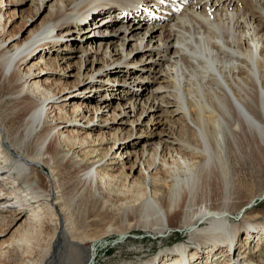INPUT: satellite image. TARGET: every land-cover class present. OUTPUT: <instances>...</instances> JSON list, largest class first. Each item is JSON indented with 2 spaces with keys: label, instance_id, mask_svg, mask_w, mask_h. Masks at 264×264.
Wrapping results in <instances>:
<instances>
[{
  "label": "bare ground",
  "instance_id": "bare-ground-1",
  "mask_svg": "<svg viewBox=\"0 0 264 264\" xmlns=\"http://www.w3.org/2000/svg\"><path fill=\"white\" fill-rule=\"evenodd\" d=\"M176 1L185 2V8L178 15L169 14L171 7L160 8L162 2ZM43 3L44 0H39V7ZM63 3L47 22L48 26L37 29L32 41L26 45L18 44L13 36L6 35L7 29L2 26L3 18H0V85L5 88L14 86V104L17 107L16 112L20 114V120L15 123L8 114L0 115V213L7 212L12 224L24 217L23 223L32 230L37 228L39 231L45 223L54 224L55 234L63 237L62 246L74 247L75 252L72 254L77 260L76 264L79 261L80 264H85L81 253L85 247L73 233L61 206V191L57 184L58 167L65 163L70 164L83 185L81 192L88 190L95 196L97 193L94 181L98 178V182L103 184L113 178L104 175L100 181L99 168L115 169L117 156H108L107 153L100 157L96 150L79 156L77 152L86 146V141L68 146L65 139L57 134V125L50 118L56 112L54 110L57 106H53L56 100L60 99L67 104L73 101V95H59L61 91L65 92L66 88H70L66 86L60 89L58 97L53 92L41 91L33 84V79L37 76L24 66L29 63L27 61L32 53L49 50L50 45L59 47L58 42L72 34L73 27H79L84 21H92L94 18L91 17L97 6L95 11L100 19L97 21L99 25L94 27H101L98 30L102 33L100 39L116 38L115 40L120 42L122 60L125 63L129 62L132 49L142 51L143 56H147L145 65L149 66L142 68L146 75L139 74L135 79L145 85L149 82L146 86H150V89H147V97L143 101L138 98L132 101L124 100L125 95L130 92L134 96H140L137 94L139 83L134 85L135 93L127 84L116 85L112 88L119 91V109L115 108L111 112L110 104L101 107L86 105L79 114L81 118H85L82 113L84 111L99 113V119L102 118L104 123L110 125L128 123L138 129L144 124L147 130L154 133V137L158 135L157 140L147 141L146 138L147 142L142 145L139 153L140 158H135L133 167L137 160L145 168L146 175L141 179L144 192L138 193L135 198L138 200L134 205H126L125 210L134 216L137 215L138 224L154 233L168 231L170 222L179 216L178 227L187 229L189 237L197 238L201 243L194 251L184 250L178 247L180 245L175 246L178 248H170L171 256L161 260L160 264H206L209 259L206 257L212 259L215 255L212 253L214 246H208L213 244L211 241L222 247L234 248L236 236L241 231H246V242L249 243L250 238L258 240L257 236L259 238L264 233V221H251L248 217L242 225L229 223V218L234 214L231 210L237 209L232 197L240 188L235 182L239 179L232 177L233 172L230 170L234 166L229 165L223 151L229 153L227 149L231 150L230 146L237 147L239 140L236 138L247 140L255 151L264 147V0H63ZM0 5L3 7V0H0ZM36 14L37 11L27 17V21L36 18ZM0 15L3 17L1 11ZM105 20L107 21L104 22ZM115 24H119L118 27L110 30V26ZM23 25L18 32L23 33L27 27L25 21ZM88 36L84 35L86 41ZM133 39L136 42L130 44L132 49L125 52L124 45ZM112 43L113 41L102 43L107 46L103 54L106 60L101 67L95 69H100L97 76L110 71L113 64L117 63L113 58L115 53L108 50ZM86 54L87 51L82 48V56L79 58L80 71L76 74L78 82L74 83L73 87L103 79L93 77L90 72L82 74L83 64L89 61ZM57 59L59 61L69 57L62 55ZM45 61V58H42L39 63ZM121 96L123 100L120 99ZM80 106L74 111L79 110ZM139 107L140 112L136 114ZM116 110L119 112L116 113ZM48 111H52L50 115ZM176 114H180L183 125L190 126L184 128L196 138L194 145L184 142L173 132L163 130L162 127L161 131L154 132L167 118ZM162 116L165 120H161ZM130 117L131 119L127 120ZM53 137L57 139L56 142H53ZM230 140H233V145ZM50 148L53 149L55 160L51 158ZM111 148H114V144L108 151ZM188 151L200 153L202 159H187L185 155ZM242 152L239 149L236 153L241 156ZM261 153L263 154L264 150ZM232 154L233 152L230 156ZM167 159L182 164L186 174L185 179H181L182 187L167 191V199L162 200L158 198L156 189L158 186L162 191L166 179L158 168L159 165L166 166ZM10 169L16 170L17 177L25 183V194H22L23 190L16 184L18 179L12 176ZM38 169L48 170L44 179L45 186L37 180V177H40ZM4 182L11 183L10 192L5 190ZM201 185L206 188L204 194L207 197H219L221 205H201L197 211L191 213V209L184 206L183 200L193 197L195 190ZM9 196L10 204L7 205L3 201ZM255 196L258 195H250L251 198ZM29 200H33L37 205L32 204L29 208L28 203L26 207ZM252 204L251 201L249 206ZM249 206L240 211L246 212V207ZM25 211L28 212L26 216ZM198 223L208 225L197 227ZM216 229L219 231L211 236ZM219 234L221 240H214ZM29 237L31 239V236ZM35 237L37 235L31 240L24 238L16 242V248L23 252L22 256L26 255L28 258L25 260L21 256L19 261L11 262L12 264H33L31 262L34 259L29 258L36 250L39 255L42 251L36 264H50L53 261V253L51 255V250L48 251L50 246L42 248V242L40 243L38 238L40 235ZM206 249V256H202ZM218 253L222 255L225 251L221 249ZM3 254L0 255L1 258ZM229 254L223 258L226 264H243L246 259L244 250ZM152 261L153 259L149 263L155 264Z\"/></svg>",
  "mask_w": 264,
  "mask_h": 264
},
{
  "label": "rangeland",
  "instance_id": "rangeland-1",
  "mask_svg": "<svg viewBox=\"0 0 264 264\" xmlns=\"http://www.w3.org/2000/svg\"><path fill=\"white\" fill-rule=\"evenodd\" d=\"M8 2L10 3L8 4ZM63 4V0H44L43 5L39 7V0H3V7L0 5V11L3 17L0 15V18H3V20H1L2 26H5L7 29L6 35L13 36L18 44H29L33 39L35 31L41 26L42 28L47 27L49 24L47 22ZM96 7L91 17L94 18L92 21H84L78 25L79 27H73V33L58 42L59 47L50 45L51 49L49 50H40L32 53L27 61L29 63L24 67L37 76L33 79V84L39 87L41 91L53 92V94L55 93L56 95L60 89L66 86L70 88H66L65 92L61 91L59 95L63 93L65 95H73V101L67 104L64 101L61 102L60 99L56 100L53 106L56 105L57 109L54 110L56 112L50 118L54 120L57 125V134L62 136V139H65L68 146L72 143L81 144V141H86V146L77 152L79 156L83 153L91 152L92 150H96V152L101 155L100 157L107 153L108 156H117L116 160L118 163L115 169L107 170L106 168H99L101 170L99 171L101 173L99 176L100 181L101 177L104 175H110L113 176V178L109 180L108 183L104 182L103 184L99 183L97 178L94 181V187L96 186L95 191L97 193L94 194L95 196L91 195L88 190L81 192L83 185L79 182V177L70 164L65 163L58 167L57 184L60 186L61 191V206L64 209L65 217H67L73 233L76 234L77 239L82 241V245L85 247V250L81 252L85 264H154L149 263L152 259V262H155V264H160L162 263L161 260L171 256L170 253L172 251L169 252V250L181 247L184 250L191 249V251H194V248L201 243L199 239L189 237V231L187 229L178 227L180 221L179 216L175 217L172 222H170L168 231L166 230L164 233H154L151 229L138 224L137 215L134 216L132 213L125 210L127 207L126 205L131 206L130 204L138 200H135L138 193L144 192L141 179L146 175L145 168L144 165L138 163L137 160L133 167L135 158H140L139 153L141 152L142 145L147 141L157 140L156 138L158 135L154 137V133L147 130L144 124L139 126L138 129L125 122V124L122 125L117 123H112V125H110L109 123H104L102 118L99 119V113L94 114L92 111H84L82 113L85 115V118H81L79 114L82 111V107L86 105L101 107L110 104L109 106L112 107L110 110L111 112L115 108L119 109L120 100L117 99L119 91L112 87L127 84L129 85L127 87L135 93L136 86L134 85L139 83V80L135 79L136 76L139 74L143 75L144 69L142 68L149 66L145 65L147 56H143L144 53L142 51H135L132 49V45L130 44L136 42L134 39L131 40L130 43L125 42L126 44L123 47L125 52L132 49L128 63L122 60L123 55L120 42L116 41V38L111 39L106 37L105 40L100 39L102 38V33L98 32V30L101 27H94L99 25L97 21L100 19L95 11ZM35 11H37V17L33 18L32 21H27V17L33 15V13L35 14ZM24 21L27 27L24 29L23 33H20L18 31L23 28ZM106 21L107 20L104 22ZM118 25L119 24L110 26V30L116 29ZM82 30L83 32L81 33L80 31ZM84 35H89L87 41ZM104 41H113L112 45L108 46V50H111V53H115L113 58L116 59L115 62L117 63L113 64L110 71L103 73L102 76H97L100 69L97 71L95 69L101 67L106 60V57L103 56L104 51L107 50V46L103 45ZM21 45H18V47ZM82 48L87 51L86 55L89 60L86 64H83L81 69L82 74H88L90 72L93 73V77H101L103 79L96 80L88 85L83 84L73 87L74 83L77 84L78 82V76L76 74L80 71L79 58L82 56ZM62 55H68L69 59H60L57 61V57ZM42 58L48 61L39 63V60ZM95 58H98V60L96 61ZM147 84L149 85V82H147L146 85ZM146 85L143 83L137 84L139 89L137 94L140 96H134L129 92L125 95L124 100L133 101L135 98H138L143 101L147 97V89H150V86ZM13 87L5 88L4 85H0V115L4 116V114H8L11 121L15 123L20 120V114L16 112L17 107L14 102L15 92ZM76 94H78V96ZM59 95L57 94L56 96L58 97ZM120 99H122V96ZM79 105H81L79 110L76 109L74 111ZM58 107L61 109H58ZM48 112L50 115L52 111ZM115 112L117 113L119 111L116 110ZM138 112H140V107L137 109L136 114H138ZM161 115L166 117L162 113ZM163 116L161 120H165ZM103 117H105V114ZM131 117L133 118L134 116ZM131 117L127 120H130ZM90 119L93 121H90ZM65 124L67 125L64 126ZM183 124L180 114H176L169 119L167 118L164 123H161V125L154 130V132L161 131L163 128V130L173 132L174 135L184 142L194 145V143H196V138L184 128L185 126L190 128V126ZM86 137H88V139H86ZM146 138H148L147 141H145ZM52 139L53 142L57 141L54 137ZM236 140H239V143L236 144L237 147L230 146L231 150L230 148L227 149L229 153H227L228 151H223V155L228 158L229 165L232 167L234 166L233 169L230 170L233 172L232 177L239 179V181L235 180V182L240 188L232 197V202L237 206V209L231 210L234 214L229 218V223L242 225L243 221L247 220L248 217L250 218L249 220L252 219L251 221H255L256 219L264 221V153H261L264 147H261L259 151H255L247 140L242 138H236ZM113 141L116 142L114 143ZM230 141L233 145V140ZM113 144L114 148L108 151V148ZM244 145L247 146L245 147ZM239 149L241 152L243 151L241 153L243 155L241 156L236 153ZM230 152H233L231 156ZM50 154L51 158L55 160L52 148H50ZM185 157L195 161L202 159L200 153H194L193 151H188ZM116 160L114 161L116 162ZM173 162L175 161L167 159L168 165H159L158 169L164 173V178L166 179L162 191H160L157 186L156 194L159 199H167L169 191L182 187L181 183L182 180L185 179L186 174L185 168L182 164ZM38 170L40 177H37V180L39 179V183L45 186L44 179L48 170ZM10 172L12 176H15V178L17 177L16 170L10 169ZM17 179L16 184L21 187V191L23 190L22 194H25V183L21 181L19 177H17ZM10 184L11 183L8 184V182H4V188L8 192L12 190ZM202 187L201 185L195 190L193 197L187 196L188 198H186V195H184L186 199L183 200V204L187 209H191V213L197 211L201 205L210 204L213 207L221 205L219 197L214 195L207 197L204 194L206 193V188ZM149 192L148 189V193ZM12 193L14 194V191ZM250 195L258 196L251 198ZM9 198L10 196L3 201L7 205L10 204ZM251 201L253 204L249 206ZM28 203L30 205L29 208L32 207V204L34 206L37 205L33 203V200H29L26 207H28ZM242 204L244 205L240 207ZM245 206H249L246 207V212L240 211ZM27 214L28 212L25 211L24 216ZM8 215L7 212L0 213V255L4 253L2 258L0 256V264H12L11 262L19 261L23 252L16 248L18 247L16 242H20L24 240V238L29 240V236H31L32 239L34 235H37V237L40 235L38 238L40 243L42 242V248L46 249L50 246L48 251L51 250V255L53 253V261L50 264H76L77 260L74 259L75 256L72 254L75 252V250H73L74 247L62 246L63 237L59 234V236L55 234L56 226L54 224L45 223L44 226L39 228V231L37 228L36 230H32L27 228L26 224L23 223L24 217L17 223H14L16 224L14 225L9 221ZM206 225L208 224L198 223L196 226L204 227ZM218 231L219 229L213 231L214 233H212L211 236ZM38 232L39 234H37ZM245 232L246 231H241L236 236V245L234 248L233 246L228 248L226 245V247H222L211 241L213 244L208 246H214L212 253L215 255H213L212 259L206 257L209 258L206 264H226L223 261L224 257L230 255L229 253L233 255L237 254L239 251L242 252V250H244V254L246 255L243 264L245 262L246 264L252 262L264 264V233L259 238L257 236L258 240L248 238V243L246 242L247 240H245ZM23 233L25 235H22ZM214 240H221V235L219 234ZM176 245L180 246L175 247ZM221 249L225 251L222 255L218 253ZM206 251L207 249L204 250V255L202 256H206ZM41 254L39 255L37 250L36 252L33 251L31 254L32 257L30 256L31 258H29V260L34 259L31 263H37L41 258ZM92 255H94L93 259H91ZM22 258L26 260L28 257L25 255L22 256ZM77 264H80V261ZM188 264H191V262Z\"/></svg>",
  "mask_w": 264,
  "mask_h": 264
}]
</instances>
